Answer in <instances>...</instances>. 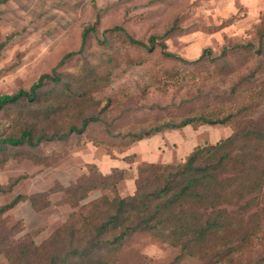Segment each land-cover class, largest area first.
<instances>
[{
	"label": "trees",
	"instance_id": "trees-1",
	"mask_svg": "<svg viewBox=\"0 0 264 264\" xmlns=\"http://www.w3.org/2000/svg\"><path fill=\"white\" fill-rule=\"evenodd\" d=\"M8 1L0 0V5ZM95 30L96 24L87 26L82 48L66 54L59 65L84 52L90 32ZM111 30H121L131 47L146 52L148 57L131 63L149 64L154 86L163 94L187 90L181 95L188 97L177 104L148 106L121 89L102 104L93 92L111 83L114 68L123 59L110 57L102 64L85 60L80 73L67 76L55 67L29 89L0 95V113L9 112L17 128L6 132L0 119L2 165L19 156L42 161L45 157L33 150L43 143L84 134L96 145H117L123 151L139 139L187 125L195 129L204 124L228 125L234 132L216 143L197 145L184 162L141 161L133 194L119 191L125 168L115 166L102 173L96 164H87L90 176L63 189L59 203L77 208L68 219L40 244L28 236L16 239L10 235L1 242V254L11 264H116L121 248L144 231L205 264H236L240 258L236 253L260 240L257 231L264 220V130L262 122L253 117L264 97V81L257 75L264 72L263 66L260 63L240 76L228 89L216 92L214 83L226 80L246 59L264 60V27L258 28V44H238L225 48L219 56L208 47L194 60L169 51L165 42H158L160 55H152L158 49L155 37L149 44L122 26ZM116 51L121 54L120 49ZM234 54L238 55L230 59ZM166 60H173L174 66L168 68ZM149 89L144 86L142 93ZM147 108L158 113L147 115ZM21 120L24 122L19 123ZM95 124H102L104 135L98 134ZM134 156H126L127 162L132 163ZM5 190L0 186V191ZM93 191L102 195L82 203ZM26 200L39 211L52 203L44 192L18 194L0 208V215ZM18 231L16 228L15 234ZM249 264H264V245L257 260Z\"/></svg>",
	"mask_w": 264,
	"mask_h": 264
},
{
	"label": "rangeland",
	"instance_id": "rangeland-1",
	"mask_svg": "<svg viewBox=\"0 0 264 264\" xmlns=\"http://www.w3.org/2000/svg\"><path fill=\"white\" fill-rule=\"evenodd\" d=\"M94 24L96 30L90 32L84 52L59 65L66 54L82 48L85 28ZM118 25L149 44L155 37L158 49L152 55H160L158 42H165L169 51L186 60L199 58L208 47L214 56H219L225 48L248 42L258 44L261 33L258 28L264 27V0H9L0 5V95L29 89L43 73L51 72L55 67L67 76L80 73L85 60L102 64L107 58L114 57L123 59L124 63L114 68L111 83L97 87L93 92L102 104L121 89L131 92L134 100L148 106L155 102L177 104L188 97L181 95L187 90L163 94L154 86L149 64L131 63L133 59L148 55L131 47L124 32L111 30ZM117 48L121 50L120 55ZM260 63L264 70V60L246 59L234 70L236 72L226 76V80L221 78L214 83L215 91L228 89L233 81L254 71ZM164 64L172 68L175 62L166 60ZM257 75L264 81V72ZM146 85L150 86V92L143 94ZM151 113L156 115L158 111H147V115ZM254 114L264 130V97ZM0 119L6 132L17 129L9 112H1ZM95 125L98 134L104 135L102 124ZM233 132L228 125L204 124L198 129L187 125L139 139L123 151L117 145H96L84 134L82 138L70 136L65 141L43 143L33 150L34 154L45 157L42 161L19 156L3 165L0 163V186L6 187L5 191H0V208L18 194L44 192L52 202L39 211L26 200L4 211L0 215V236L4 237L0 245L10 235L16 239L28 236L40 244L58 229L77 209L59 203L63 189L89 177V163L96 164L102 173L110 172L115 166L125 168L126 178L121 181L119 191L122 195L133 194L137 165L141 161L184 162L197 145L216 143ZM129 155H135L132 163L126 160ZM100 195L101 191H93L82 203ZM263 195L264 191L262 200ZM261 206L264 208V201ZM261 226L260 232L257 231L260 240L254 247L245 245L242 252L236 253L237 258L240 257L236 264L253 263L259 257V250L264 245V220ZM16 228L19 231L15 234ZM0 264H11L1 252ZM116 264L205 263L198 257L183 254L179 247L163 239L140 231L121 248Z\"/></svg>",
	"mask_w": 264,
	"mask_h": 264
}]
</instances>
